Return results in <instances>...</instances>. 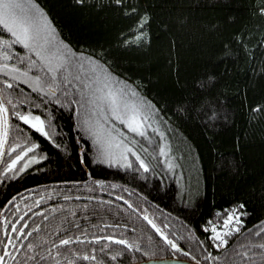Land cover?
Wrapping results in <instances>:
<instances>
[{"label":"snow or ice","instance_id":"obj_1","mask_svg":"<svg viewBox=\"0 0 264 264\" xmlns=\"http://www.w3.org/2000/svg\"><path fill=\"white\" fill-rule=\"evenodd\" d=\"M207 6L229 12L243 9L247 20L232 27L236 17L226 12L215 22L200 24L206 32L202 38L211 41V51L218 55H209L190 77L178 76L172 90L153 94L151 80L131 68L124 70L121 54L152 46L155 4L74 0V7L107 10L130 21L117 30L114 43H94L66 35L41 0H0V180L7 178L9 186L19 188L11 194L6 188L0 199V264H122L128 259L131 264H172L151 259V247L146 251L140 238L126 234L129 225L115 219L125 212L146 221L158 234L162 247L157 251L182 255L175 264H264V214L249 225L256 206L243 197H231L223 208L202 216L196 209L201 203L199 180L188 187L185 200V157L183 152L174 155L172 146L182 122L202 120L205 131L213 132L234 121L230 97L217 88L229 72L227 65L218 67L221 61L242 56L252 66L259 56V75L264 76V24L249 23L264 21V0H246L234 7L232 0H212ZM183 7L172 5L175 14L170 13L164 31L188 24L179 11ZM247 91L246 84L242 105L247 103L250 113H264V97L249 102ZM53 154L57 162L64 158L79 167L85 180L47 176L50 169L42 165L47 166ZM225 164L238 170L232 161L219 167ZM101 166L131 179L125 184L94 174ZM149 173L159 196L174 191L181 205L202 222L184 221L187 233L176 237L168 216L177 217L166 208L161 211L162 202L151 193L132 186L146 184ZM39 176L44 183L29 182ZM173 180L178 189L171 188ZM56 189H67L68 194ZM130 194L137 199L128 198ZM151 241L149 234V245Z\"/></svg>","mask_w":264,"mask_h":264},{"label":"trees","instance_id":"obj_2","mask_svg":"<svg viewBox=\"0 0 264 264\" xmlns=\"http://www.w3.org/2000/svg\"><path fill=\"white\" fill-rule=\"evenodd\" d=\"M41 2L54 14L66 35L81 40L88 39L94 43H114L117 30H123L130 24V21L107 10L96 12L74 7V0H41ZM148 2L156 5L153 9L156 16L152 22L154 37L152 46L143 50L133 49L124 52L121 54V59L125 65V71L131 68L139 76L152 81L150 91L153 94L157 92L163 94L172 90L176 86L178 76L181 80L190 77L193 72L203 67L204 61L208 59L209 55L213 57L218 55L211 51V41L202 38L201 33L205 30L200 28V24L209 20L215 22L216 16H222L226 12L236 17V24L232 27L244 24L247 20V12L243 9L239 12H229L227 8L208 7L207 5L211 4L212 0H148ZM238 2L244 3L246 0H232L233 7ZM174 4H183L184 7L179 11L182 17H187L188 24L179 30L175 26H170L167 31H164L163 28L169 20L170 13L175 14V10L172 9ZM249 23L254 27H259L264 24V21L251 20ZM173 33L176 34L173 35ZM173 40L175 41L174 49L172 47ZM225 65L229 72L225 74L224 82L217 88L223 92V95L230 97L229 107L233 109L234 121L230 122V126H218L213 132L205 131L202 120L182 122L177 126L178 132L173 137L172 146L174 155L179 156L183 152L185 157L183 161L184 176L181 181L185 188V200L189 198L188 187H195L199 180L200 196L198 199L201 200V203L196 205L197 212L206 216L214 209L223 208L225 199L243 197L256 206L257 215L248 221V224L252 225L260 218L261 214H264V196L261 195L264 192V113H250L248 104L242 105V101L245 96L246 84L248 85L247 100L249 102L259 101L261 97H264V76L259 75L261 68L259 56L256 61L252 62V66L242 56L239 59L229 58L221 61L218 67L223 68ZM177 68L179 73H177ZM224 83L227 84V87L224 86ZM216 90L213 89V91ZM189 149L191 150L189 151ZM225 161L237 163L238 170L229 168L226 164L225 167H219ZM42 167L50 169L46 173L49 177L69 181L85 180L79 167L73 168L71 161L66 162L64 158L57 162L55 154L47 166L42 165ZM93 172L105 179L125 184L131 179L129 176L121 177L114 169H109L106 166L94 168ZM151 177L152 174L149 173V180L146 184L137 183L132 186L139 188L145 194L151 193L153 199H157L158 203L162 202L161 211L166 208L169 213L177 217L174 219L173 216H168V222L172 225V232L176 237L187 233L184 221H187L188 225H198L202 222L194 218L195 213L189 207L181 205V197L176 196L174 191L170 192L168 196H159L152 188ZM29 182L42 184L44 179L43 176L31 177ZM29 182H25L24 186L27 187ZM178 187L173 180L171 188L178 189ZM6 188L9 194L13 190L19 191L15 184L9 186L7 178H4L0 180V199L5 198L4 190ZM62 190L68 194L67 189H56L55 191ZM82 194L91 195L90 192ZM205 194L206 199L204 198ZM128 198L136 200L137 196L130 194ZM55 202L59 203V201ZM107 207L105 205V208ZM115 210L116 206H113L112 212ZM149 214H153L151 209ZM105 215L107 214L105 213ZM107 218L112 219V217ZM155 218L159 223L161 219L159 214H156ZM115 219L129 225L126 234L140 238L145 244L146 251L151 247L154 252L151 258L172 257L170 251H157V248L162 247V241L146 221L132 216L129 212H125L123 217H115ZM97 222V220L91 221V223ZM133 228L136 229L135 233L131 231ZM149 234L152 236L151 245L148 244ZM192 243L195 242L192 241ZM182 246L187 247V242H182ZM137 254L139 255V253ZM144 258L148 259L149 257ZM175 258L183 257L178 255ZM129 263H131L130 259L122 262V264Z\"/></svg>","mask_w":264,"mask_h":264},{"label":"water","instance_id":"obj_3","mask_svg":"<svg viewBox=\"0 0 264 264\" xmlns=\"http://www.w3.org/2000/svg\"><path fill=\"white\" fill-rule=\"evenodd\" d=\"M153 260H158V261H168V260H171L172 261V264H175V260L176 259H181V258H175V257H162V258H151ZM131 264V263H129Z\"/></svg>","mask_w":264,"mask_h":264},{"label":"bare ground","instance_id":"obj_4","mask_svg":"<svg viewBox=\"0 0 264 264\" xmlns=\"http://www.w3.org/2000/svg\"><path fill=\"white\" fill-rule=\"evenodd\" d=\"M1 198V197H0Z\"/></svg>","mask_w":264,"mask_h":264}]
</instances>
